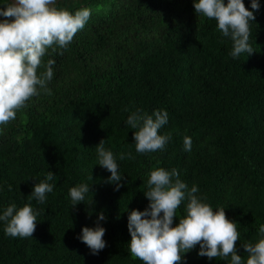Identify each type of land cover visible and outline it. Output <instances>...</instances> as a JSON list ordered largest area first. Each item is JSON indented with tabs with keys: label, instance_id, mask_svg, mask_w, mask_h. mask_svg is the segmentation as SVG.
<instances>
[{
	"label": "trees",
	"instance_id": "obj_1",
	"mask_svg": "<svg viewBox=\"0 0 264 264\" xmlns=\"http://www.w3.org/2000/svg\"><path fill=\"white\" fill-rule=\"evenodd\" d=\"M258 3L250 23L254 52L234 58L231 38L215 20L196 15L193 0H56L72 13L87 7L91 16L66 49L54 46L43 57L55 61L52 94L41 92L0 125V215L13 203L40 213L33 237L8 236L0 221V264H143L128 251L127 217L147 207L154 167L176 169L214 210L225 208L238 224V254L246 257L242 245L255 242L264 224V0ZM137 110L167 111L160 134L171 139L164 150L136 152L126 121ZM102 139L123 176L118 191L97 164ZM128 152L134 159H119ZM48 171L56 175L54 188L38 203L30 194ZM82 183L90 192L73 207L69 189ZM101 212L106 247L92 255L77 237ZM198 252L199 245L182 264H229Z\"/></svg>",
	"mask_w": 264,
	"mask_h": 264
},
{
	"label": "clouds",
	"instance_id": "obj_2",
	"mask_svg": "<svg viewBox=\"0 0 264 264\" xmlns=\"http://www.w3.org/2000/svg\"><path fill=\"white\" fill-rule=\"evenodd\" d=\"M251 9L258 11V0H250ZM0 8V125L16 119L19 110L41 92L51 95L48 83L52 80L54 60L46 63L43 57L48 49L56 52L58 46L66 49L75 34L82 30L91 16V9L80 8L74 13L56 7V0H8ZM197 14L215 20L224 37L233 41L230 55L234 58L254 52L249 43L250 23L255 20L254 11L245 7L243 0H193ZM43 68V71L39 69ZM127 111V109H125ZM127 124L133 129V140L137 153L146 154L164 150L171 135L160 134L168 123V113L156 110L151 115L141 110L132 112ZM184 150H192V140L184 136ZM98 165L111 173L108 183H115V191L123 185V176L114 153L105 148L102 139L95 146ZM119 159H134L131 152L120 153ZM56 179L51 171L45 179L34 184L30 196L44 203L46 194L53 191L49 183ZM90 186L82 183L69 189L73 207L83 203ZM199 189H190L179 178L176 169L168 171L154 167L148 173L147 191L149 201L140 211L128 213L127 228L131 236L128 251L143 264H182L185 254L199 245L198 255L229 260V264H264V224L259 226L258 239L242 245L246 257L238 254L236 242L240 240L238 224L229 220L225 208L215 210L206 203V197L197 195ZM187 201L184 213L177 216L182 202ZM39 211L31 204L17 208L9 205L0 215L5 222V234L11 237H33ZM178 218V223L174 220ZM106 219L103 212L98 215L95 227H83L77 237L86 244L92 255H98L106 247L103 239L106 229L100 221Z\"/></svg>",
	"mask_w": 264,
	"mask_h": 264
}]
</instances>
